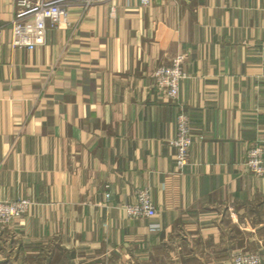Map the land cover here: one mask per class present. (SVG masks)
Here are the masks:
<instances>
[{
	"label": "crops",
	"instance_id": "crops-1",
	"mask_svg": "<svg viewBox=\"0 0 264 264\" xmlns=\"http://www.w3.org/2000/svg\"><path fill=\"white\" fill-rule=\"evenodd\" d=\"M13 11L0 0V200L31 203L0 228V264H264V177L243 166L264 141V0L76 3L34 49L9 47ZM176 53L172 102L151 71ZM140 187L152 218L121 208Z\"/></svg>",
	"mask_w": 264,
	"mask_h": 264
},
{
	"label": "built area",
	"instance_id": "built-area-1",
	"mask_svg": "<svg viewBox=\"0 0 264 264\" xmlns=\"http://www.w3.org/2000/svg\"><path fill=\"white\" fill-rule=\"evenodd\" d=\"M92 1L94 0H13V16L8 22L9 47L34 49L43 44L48 27L69 25L68 15L72 5L79 3L85 7ZM140 3L147 5L149 0H140ZM260 49L264 51V41L260 43ZM184 60L183 53H176L167 63L159 64L151 71L153 86L172 102L177 101L179 81L185 77ZM168 142L174 149L176 168L182 169L188 163L192 135L188 116L180 106L175 116V133ZM243 166L252 174L264 177V141H255L247 147ZM108 197L106 192L105 198ZM30 203L27 198L0 200V228L25 214ZM121 208L131 218H152L157 212L147 187L135 189L133 201L123 203ZM151 227L155 228L156 225L152 224ZM231 264H262V259L257 253L237 250L231 254Z\"/></svg>",
	"mask_w": 264,
	"mask_h": 264
}]
</instances>
